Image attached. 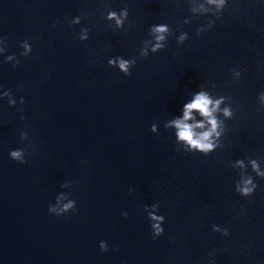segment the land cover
Wrapping results in <instances>:
<instances>
[{"label": "clouds", "instance_id": "clouds-1", "mask_svg": "<svg viewBox=\"0 0 264 264\" xmlns=\"http://www.w3.org/2000/svg\"><path fill=\"white\" fill-rule=\"evenodd\" d=\"M207 5L214 6L215 8V17L217 19L220 18L223 10L227 6V0H206ZM201 8L204 9L206 13L208 9L204 8V5H201ZM129 11L127 8H124L120 11L119 14L115 11H110L108 13L107 19L115 20L117 27H121L124 23V19L128 18ZM81 22V17L77 16L73 18L69 22V26L76 25ZM215 21L209 19L207 21V27H200L198 28L196 35L199 36L202 33L211 29ZM185 24L191 23L188 20L184 21ZM170 33V27L168 24H156L150 26L149 34L154 37L155 43L152 44L151 51L152 53H156L158 51L163 50L166 47L167 34ZM89 29L82 28L79 34L78 39L81 41H85L89 38ZM188 39L187 32H182L181 35L177 38V43L182 44L185 40ZM145 43H148L145 41ZM0 44H4V47H0V55H3L7 52V38L0 37ZM23 49V52L20 53L21 56H28L32 52V45L27 41H22L20 45ZM142 57L148 56L147 48L143 49L141 52ZM11 62L13 64V68H15L19 64V60L15 55H7L5 57V63ZM136 60L135 59H124L121 56H117L108 60V64L112 67H118L119 71L122 72L125 76H130L132 67L135 66ZM232 74L240 78L241 73L240 71L233 69ZM3 86L0 85V88ZM7 98L9 106H15L17 101L13 98L11 90H5L0 92V99ZM259 100L261 101V105L264 106V92L259 94ZM225 97L221 96L219 99L213 100L210 95L205 91H198L195 93L191 102L186 103L183 106V118L175 119L169 122L166 127L174 126L177 129L176 136L180 141H183L188 146V151L190 152H199L203 155L207 156L210 152H212L217 145L212 141V137L215 136L217 139L221 136L222 132L224 131L221 128L222 121H219L214 113L221 112L223 116L227 119H231L233 117V112L229 107H225L224 109H220V104L224 102ZM25 100L23 97L20 98V104H24ZM18 111H22V109H18ZM193 111L199 112V114L204 118L203 121L196 122L193 124H189L187 121L193 119L192 113ZM21 119H25V117H21ZM208 125L207 130L197 133L195 129H204L205 125ZM220 128V131H218ZM151 131L153 133L156 132V125H151ZM21 141H29V136L26 131L20 133ZM29 155L26 149H15L9 152V156L12 160L20 163L25 164L27 163L26 156ZM34 155V154H33ZM236 164L243 168L244 162L243 160H237ZM252 170L256 173L257 176L264 178V172L259 171V165L255 159L251 160ZM67 183V182H66ZM66 183L62 184L61 187H65ZM258 185L253 182L251 176L246 178H242L240 183L235 185V190L243 197H249L253 195L255 190L257 189ZM133 189L129 188V192L131 193ZM65 194L60 193L57 195L54 204H50L48 207V211L55 216H66L70 212H74L76 210V201L73 199L67 200L64 203ZM152 211L148 210V206H144V211L147 212L148 218L150 220V227L153 234V239L161 236L164 233V228L162 225L165 222V216L157 214L159 212V205L153 204L151 205ZM123 217L127 218L128 213L123 212L121 214ZM212 230L214 232H220L221 234L227 236L229 235L227 228H222L218 225H213ZM100 250L102 252H107L109 250V246L107 242L100 241L99 243ZM114 250H118V247Z\"/></svg>", "mask_w": 264, "mask_h": 264}]
</instances>
